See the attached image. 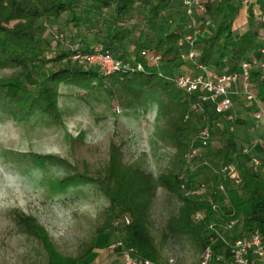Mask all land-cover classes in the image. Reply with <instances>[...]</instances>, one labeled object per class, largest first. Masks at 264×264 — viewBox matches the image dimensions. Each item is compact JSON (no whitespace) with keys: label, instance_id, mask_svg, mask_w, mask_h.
Here are the masks:
<instances>
[{"label":"trees","instance_id":"obj_1","mask_svg":"<svg viewBox=\"0 0 264 264\" xmlns=\"http://www.w3.org/2000/svg\"><path fill=\"white\" fill-rule=\"evenodd\" d=\"M138 1L0 0V69L13 70L8 77L0 79V91L20 112L41 111L56 119L59 118L57 101L61 84L87 87L91 82L97 81L105 94L123 109L132 108L150 91L160 92L166 99L159 106L164 122L162 134L175 151L184 155L196 141L201 126L206 125L211 132V139L205 150L213 145L212 158L221 164L208 185L210 192L207 198L202 200H193L186 192L193 184L190 170L196 168V164L201 163L205 157L202 151L191 160L192 165L158 176L159 187L176 196L182 203L177 217L179 229L200 237L203 249L208 225L216 220L217 213L212 209V204H215L223 220H240V232L259 231L264 237V176L261 170L250 164L253 159L252 150L249 154L241 152L239 139L233 131V124L242 125L243 121L237 115L235 119L228 120L226 116L216 114L211 104H204L200 112L192 111L191 105L197 99L196 95L182 91L171 78L177 74L174 70L179 63L177 41L189 21L181 3L178 6H173V0H155L149 3L146 28L159 34L151 39L149 36H144L143 40L137 38L131 47L129 42L133 31L127 28L125 22ZM203 1L205 9L199 14L200 17L204 14L210 17L222 14L224 6L229 2ZM258 1L261 5L257 12L252 11L250 0L246 6H249V21L252 22L255 16L260 25L258 15L264 8V0ZM107 10L111 12L113 19L112 28L99 37L100 46L81 41L69 46L67 50L45 56V46H52L51 41L44 37L46 23H56L63 15H70L69 20L73 26H82L87 32H92L97 25L95 17ZM172 24L176 25V29L171 28ZM206 24L205 20H201L197 26L201 33L206 31ZM161 27L164 28L163 32H160ZM208 31L210 34L204 39L198 37L197 43L203 41V49L217 44L218 63L225 58L227 52L243 57L252 47L250 39L241 38L234 33L232 22L225 17ZM223 32L226 35L220 41ZM95 47L110 52L124 67L109 76H102L97 68L72 60L74 53L90 52ZM145 50L162 55L159 68L148 65V60L141 54ZM199 54V61L211 64L209 52L200 51ZM252 57L257 61L264 59L259 53ZM137 63L143 64V70L135 69ZM252 80L255 84H264V69L259 65L252 70ZM252 123L254 124L253 121ZM232 164H236L234 171ZM259 165L264 168V157L260 159ZM223 166H228V172L221 171ZM74 177L96 183L103 196L108 199L112 212L109 234H117L114 242L131 246L141 258L158 263L157 249L147 226L148 210L156 189L152 175L133 163H124L121 148L111 141L103 176L91 177L85 170V174H75ZM71 179L69 177L62 182L66 183ZM221 185L225 188V194L219 190ZM198 212L203 217L197 221L193 217ZM124 215H128L131 222L128 225L115 224ZM18 223L27 234L41 242L47 255V264H77L95 247L92 242L78 256H64L54 248L48 233L35 218L19 215ZM223 248L221 241L216 239L213 244L214 253L221 252Z\"/></svg>","mask_w":264,"mask_h":264},{"label":"rangeland","instance_id":"obj_2","mask_svg":"<svg viewBox=\"0 0 264 264\" xmlns=\"http://www.w3.org/2000/svg\"><path fill=\"white\" fill-rule=\"evenodd\" d=\"M153 2L139 0L125 22L133 31L131 47L137 38L151 39L159 34L149 31L145 24L147 5ZM223 11L211 17L195 13L197 26L201 20L207 22L206 31L200 32L199 38H206L208 30L222 17L249 30L246 8L241 9L239 0H229ZM70 18L63 15L56 23H46L44 37L53 46H45L46 57L81 41L100 46L99 37L112 28L113 22L111 12L104 11L95 17L96 28L87 32L82 26H73ZM225 35L223 32L220 41ZM196 48L199 52L203 50V41ZM216 48L217 44L208 50L213 62L217 60ZM231 55L226 53V57ZM149 63L156 69L160 67L151 58ZM181 65L177 63L175 73L183 70ZM12 71L0 69V79ZM58 92L56 119L41 111L20 112L0 91V264H47L41 242L23 230L18 223L19 215L35 218L54 248L64 256H78L101 236L108 243L115 241L117 234H109L112 212L108 199L96 183L74 177L85 174V170L91 177L103 176L111 141L121 148L124 163H133L153 177L156 189L147 226L157 249L158 263L198 264L201 238L179 229L177 217L182 203L157 183L161 174L190 166L162 134L164 122L159 106L165 97L158 91H150L141 102L123 109L105 94L97 81L87 87L61 84ZM237 109L236 115L243 121L242 125L233 124L239 146L251 147V156L260 163L264 157V144L260 143L264 134L252 123L249 106L237 103ZM213 152L211 145L202 151L205 154L202 162L196 168L191 166L193 184L186 192L193 200L207 198L212 176L221 167L212 158ZM235 166H231L233 171ZM258 166L264 176V168ZM69 177L70 181L62 182Z\"/></svg>","mask_w":264,"mask_h":264},{"label":"built area","instance_id":"obj_3","mask_svg":"<svg viewBox=\"0 0 264 264\" xmlns=\"http://www.w3.org/2000/svg\"><path fill=\"white\" fill-rule=\"evenodd\" d=\"M249 0H242L243 5H248ZM188 23L183 35L177 41L179 63L188 65V69L172 76L176 85L187 94H195L197 99L191 105L194 112H200L204 104H211L216 114L224 115L228 120L236 117L235 105L241 103L250 107V118L255 126L264 134V105H261V99L255 92L256 84L252 80V70L259 65L264 69V59L257 61L254 57H246L240 60L237 66L232 70H224L219 74L213 75L209 70V65L199 61V51L196 48L199 27L194 20L197 12H203L205 9L203 0H182L181 2ZM259 24L264 33V8L258 15ZM261 58H264V45L258 51ZM142 56L149 58L158 65L162 60L159 53H151L145 50ZM72 60L84 65L97 68L102 76H109L120 68L123 64L115 59L108 51H103L98 47L90 52L74 53ZM152 67V66H151ZM142 63L135 65L136 70H143ZM211 139L209 128L201 126L198 131L196 141L192 143L184 158L191 164V160L205 150ZM264 144V139L260 140ZM251 147L241 148L243 154H249ZM257 167L259 162L253 158L250 163ZM228 166H223L221 171L228 172ZM219 190L225 194L224 186ZM212 209L217 213L216 220L208 225V233L205 239V245L201 251L198 264H258L264 262V237L259 231L240 232V220L233 218L223 220L218 214V208L212 204ZM232 215V213L230 214ZM203 214L198 212L194 215V220L202 219ZM131 219L128 215L122 216L119 222L128 225ZM218 239L224 248L221 252L215 254L213 244ZM110 249H118L122 264H159L137 255L135 249L131 246H125L121 242H113Z\"/></svg>","mask_w":264,"mask_h":264},{"label":"crops","instance_id":"obj_4","mask_svg":"<svg viewBox=\"0 0 264 264\" xmlns=\"http://www.w3.org/2000/svg\"><path fill=\"white\" fill-rule=\"evenodd\" d=\"M253 12H257L258 8L260 7L261 3L258 0H250ZM173 6H178L181 3V0H173ZM239 5H241L242 8H246V20L249 22V30L244 28L243 26H235V23L232 22V28L236 35H239L241 38H247L250 39L252 42V47L248 51V53L243 56L239 57L238 55H231L230 57H226L222 60L217 62H213V59L211 57V64L209 65V70L213 75L219 74L224 70H232L234 69L237 64L240 62L241 59L246 57H251L253 54H257L260 47L264 45V33H262L261 26L257 24L255 20V16H253V21L250 22L249 18L247 16V9L249 6H244L241 1L239 0ZM200 13V12H199ZM172 29H176V25H171ZM182 28V27H181ZM209 49H203L201 51H204L205 53H208ZM218 56V55H217ZM241 58V59H239ZM218 63L219 65L216 66ZM180 68H183V70L188 69V65L184 64L181 65ZM179 71V72H181ZM178 72V73H179ZM255 92L258 94L259 98L261 99V105H264V84L258 83L256 84ZM250 109V107H249ZM239 112V109H237ZM113 242L108 243L104 236H101L96 244L92 252L84 259L77 262V264H122L121 256L118 249H110L109 246ZM258 264H264V262H258Z\"/></svg>","mask_w":264,"mask_h":264}]
</instances>
